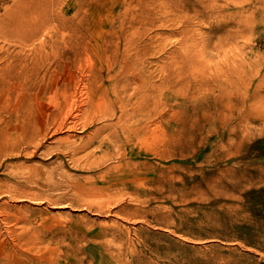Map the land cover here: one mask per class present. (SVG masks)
<instances>
[{
    "label": "rangeland",
    "instance_id": "obj_1",
    "mask_svg": "<svg viewBox=\"0 0 264 264\" xmlns=\"http://www.w3.org/2000/svg\"><path fill=\"white\" fill-rule=\"evenodd\" d=\"M0 264H264V0H0Z\"/></svg>",
    "mask_w": 264,
    "mask_h": 264
}]
</instances>
